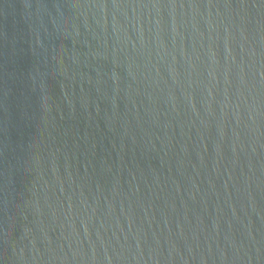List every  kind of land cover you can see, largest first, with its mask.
<instances>
[{"label": "water", "instance_id": "obj_1", "mask_svg": "<svg viewBox=\"0 0 264 264\" xmlns=\"http://www.w3.org/2000/svg\"><path fill=\"white\" fill-rule=\"evenodd\" d=\"M0 264H264V0H0Z\"/></svg>", "mask_w": 264, "mask_h": 264}]
</instances>
